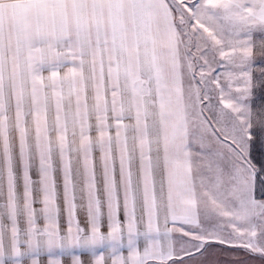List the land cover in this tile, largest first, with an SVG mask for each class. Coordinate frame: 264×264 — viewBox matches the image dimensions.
I'll return each instance as SVG.
<instances>
[{
	"label": "snow or ice",
	"instance_id": "obj_1",
	"mask_svg": "<svg viewBox=\"0 0 264 264\" xmlns=\"http://www.w3.org/2000/svg\"><path fill=\"white\" fill-rule=\"evenodd\" d=\"M0 264H264V0H0Z\"/></svg>",
	"mask_w": 264,
	"mask_h": 264
}]
</instances>
